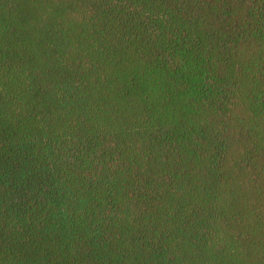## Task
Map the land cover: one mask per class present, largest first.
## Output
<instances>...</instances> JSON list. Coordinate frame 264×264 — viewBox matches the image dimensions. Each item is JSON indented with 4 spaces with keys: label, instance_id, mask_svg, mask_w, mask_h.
Listing matches in <instances>:
<instances>
[{
    "label": "trees",
    "instance_id": "obj_1",
    "mask_svg": "<svg viewBox=\"0 0 264 264\" xmlns=\"http://www.w3.org/2000/svg\"><path fill=\"white\" fill-rule=\"evenodd\" d=\"M0 264H264V0H0Z\"/></svg>",
    "mask_w": 264,
    "mask_h": 264
}]
</instances>
